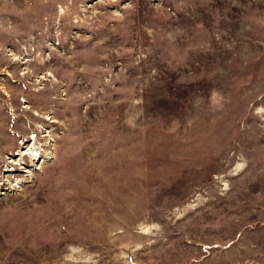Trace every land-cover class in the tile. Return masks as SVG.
Here are the masks:
<instances>
[{"label": "rangeland", "instance_id": "rangeland-1", "mask_svg": "<svg viewBox=\"0 0 264 264\" xmlns=\"http://www.w3.org/2000/svg\"><path fill=\"white\" fill-rule=\"evenodd\" d=\"M0 264H264V0H0Z\"/></svg>", "mask_w": 264, "mask_h": 264}, {"label": "bare ground", "instance_id": "bare-ground-1", "mask_svg": "<svg viewBox=\"0 0 264 264\" xmlns=\"http://www.w3.org/2000/svg\"><path fill=\"white\" fill-rule=\"evenodd\" d=\"M27 154H30L29 151H27V152L24 151V152H22V153L19 154V155H21V156H26ZM34 159H36V157H35Z\"/></svg>", "mask_w": 264, "mask_h": 264}]
</instances>
